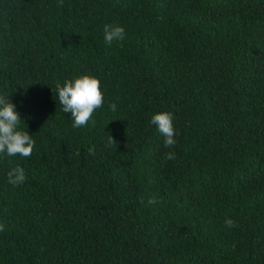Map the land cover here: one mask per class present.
<instances>
[{"label":"trees","instance_id":"1","mask_svg":"<svg viewBox=\"0 0 264 264\" xmlns=\"http://www.w3.org/2000/svg\"><path fill=\"white\" fill-rule=\"evenodd\" d=\"M83 75L104 105L74 128ZM0 96L35 141L0 154V264H264V0H0Z\"/></svg>","mask_w":264,"mask_h":264},{"label":"clouds","instance_id":"2","mask_svg":"<svg viewBox=\"0 0 264 264\" xmlns=\"http://www.w3.org/2000/svg\"><path fill=\"white\" fill-rule=\"evenodd\" d=\"M62 6V0H61ZM105 43L111 45L113 41H122L125 36V29L121 26L105 25ZM59 103L62 105L64 113H70L74 120V128H82L92 120L93 113L104 105V94L101 91L100 81L92 76L83 75L74 80H66L61 86L56 84ZM111 111H115L117 105H109ZM174 116L171 112H160L151 117V124L164 136V146L172 148L177 144L175 139L177 132L173 125ZM20 114L16 111L15 105L9 100L0 96V154L6 153L8 157L20 155L29 158L35 146V141L28 131L20 130ZM24 122V121H23ZM111 122V121H110ZM109 122V123H110ZM111 142L115 143L111 138ZM94 149L90 148L92 153ZM79 153H77L78 155ZM167 160H174L175 153H166ZM8 183L12 186H19L26 182V174L22 167H16L7 174ZM143 203V200L141 201ZM157 203L155 197L148 200V204ZM224 224L227 228L236 227V222L226 219ZM4 230V225L0 224V231Z\"/></svg>","mask_w":264,"mask_h":264}]
</instances>
